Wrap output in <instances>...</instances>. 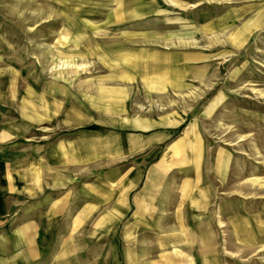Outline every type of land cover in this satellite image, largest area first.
<instances>
[{"label": "rangeland", "instance_id": "1", "mask_svg": "<svg viewBox=\"0 0 264 264\" xmlns=\"http://www.w3.org/2000/svg\"><path fill=\"white\" fill-rule=\"evenodd\" d=\"M255 16L264 0H0L1 119L34 117V90L52 85L90 108L92 130L132 115L185 122L161 147L169 218H113L108 206L112 218L92 214L39 264H164L175 246L191 264H264V23L233 39ZM178 49L213 60L204 83L164 94L140 79L144 61Z\"/></svg>", "mask_w": 264, "mask_h": 264}, {"label": "crops", "instance_id": "2", "mask_svg": "<svg viewBox=\"0 0 264 264\" xmlns=\"http://www.w3.org/2000/svg\"><path fill=\"white\" fill-rule=\"evenodd\" d=\"M263 21L264 16L253 17L233 38L236 44L243 42L246 32L261 28ZM210 60L198 52L170 51L144 61L145 75L140 79L164 94L183 93L205 82ZM26 89L19 94L24 107ZM10 93V86L0 83L2 106L10 103ZM34 97L29 102L34 117L22 112L16 122L0 118V264H39L58 257L92 214L112 218L108 206L114 209L113 218H123L128 209L136 218L170 217L161 181L171 168L161 147L177 135L184 121L151 124L143 118L146 122L139 124V116L132 115L129 121L114 119L110 125L100 124L101 130H92L98 123H91L90 108L75 109L70 95L57 86L35 89ZM187 136L183 151L179 145L175 148L177 156L183 152L187 157L186 144L191 142ZM225 160L219 157L218 166L223 167ZM111 174L113 181H107ZM91 175L100 177L91 182ZM172 253L175 257L164 264L193 263L178 246ZM111 254L116 257L113 250Z\"/></svg>", "mask_w": 264, "mask_h": 264}]
</instances>
